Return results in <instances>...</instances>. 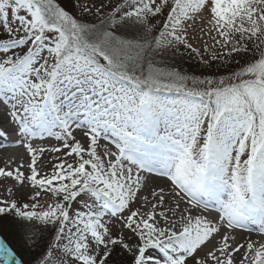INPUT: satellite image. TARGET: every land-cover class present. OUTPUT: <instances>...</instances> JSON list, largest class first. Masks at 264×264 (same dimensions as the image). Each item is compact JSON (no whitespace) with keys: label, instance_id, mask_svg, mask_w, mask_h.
Returning <instances> with one entry per match:
<instances>
[{"label":"snow or ice","instance_id":"6c2138e0","mask_svg":"<svg viewBox=\"0 0 264 264\" xmlns=\"http://www.w3.org/2000/svg\"><path fill=\"white\" fill-rule=\"evenodd\" d=\"M10 146L0 264H264V0H0Z\"/></svg>","mask_w":264,"mask_h":264},{"label":"rangeland","instance_id":"374dc122","mask_svg":"<svg viewBox=\"0 0 264 264\" xmlns=\"http://www.w3.org/2000/svg\"><path fill=\"white\" fill-rule=\"evenodd\" d=\"M211 43V42H209ZM181 66L185 69V71L192 73V72H196L197 74H199V66L192 63L191 66H189V62L186 60V58L183 61H180ZM101 143H105L104 141H101ZM5 155L7 156H11L12 153L8 152ZM2 162L3 160H1L0 162V166H2ZM0 234L3 236L6 244L13 249V251L16 253V258L17 259H28L29 253L26 249H24L17 238L16 235V231L15 229H8L5 231H0Z\"/></svg>","mask_w":264,"mask_h":264},{"label":"bare ground","instance_id":"6f19581e","mask_svg":"<svg viewBox=\"0 0 264 264\" xmlns=\"http://www.w3.org/2000/svg\"><path fill=\"white\" fill-rule=\"evenodd\" d=\"M209 42H211V41H209ZM50 142L51 141H48L47 143H50ZM16 151L17 150H13V151H11V153L13 154ZM7 152L8 151L0 150V158H3ZM236 235H237V240L240 241V242H246V241L249 240V238H251V240H253V241H257L256 237H254L256 235H254V234L248 235L247 233H237Z\"/></svg>","mask_w":264,"mask_h":264}]
</instances>
